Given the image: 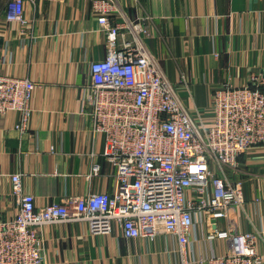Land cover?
<instances>
[{"label":"crops","instance_id":"crops-1","mask_svg":"<svg viewBox=\"0 0 264 264\" xmlns=\"http://www.w3.org/2000/svg\"><path fill=\"white\" fill-rule=\"evenodd\" d=\"M8 2L0 0V66L6 74L29 77L36 88L23 132L17 128L21 112L0 116V220L17 212L15 173L22 175L38 207L114 187L103 155L106 135L94 130L84 102L90 63L107 54V35L92 0H25L24 22L7 20ZM118 3L130 19L148 17L144 41L173 84L181 87L186 76L191 93L182 89L180 94L189 108L203 111L217 86H242L252 72L264 71V0ZM228 176L243 182L246 200L232 209L233 221L238 230L258 234L264 258V143L242 154L238 169ZM227 225L225 218L197 223L188 257L225 253L227 241L211 234ZM41 233L49 264H182L176 239L169 235L127 240L117 224L110 234H93L81 222L46 224Z\"/></svg>","mask_w":264,"mask_h":264},{"label":"built area","instance_id":"built-area-1","mask_svg":"<svg viewBox=\"0 0 264 264\" xmlns=\"http://www.w3.org/2000/svg\"><path fill=\"white\" fill-rule=\"evenodd\" d=\"M24 2L9 0L8 21H25ZM92 7L107 35V54L90 63L84 102L94 130L106 135L103 155L114 187L38 207L22 175L13 174L18 208L13 218L0 220V264H49L42 228L70 222L86 223L93 234H110L117 224L127 240L173 236L182 264H264L258 234L238 230L233 221L232 209L246 200L243 182L228 176L242 154L264 143V71L252 72L242 86H217L203 111L189 108L180 94L191 93L186 76L181 87L173 84L144 41L148 17L130 19L118 0H92ZM35 88L29 77L0 66V116L21 112L22 132ZM208 217L228 220L211 234L228 249L189 258L192 230Z\"/></svg>","mask_w":264,"mask_h":264}]
</instances>
